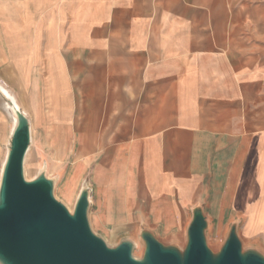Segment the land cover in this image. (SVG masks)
<instances>
[{"label": "crops", "instance_id": "obj_1", "mask_svg": "<svg viewBox=\"0 0 264 264\" xmlns=\"http://www.w3.org/2000/svg\"><path fill=\"white\" fill-rule=\"evenodd\" d=\"M0 84L30 148L44 123L70 163L43 162L55 190L76 204L87 188L92 228L117 244L144 229L185 244L197 206L209 229L231 208L247 229L264 203V0H0Z\"/></svg>", "mask_w": 264, "mask_h": 264}, {"label": "water", "instance_id": "obj_2", "mask_svg": "<svg viewBox=\"0 0 264 264\" xmlns=\"http://www.w3.org/2000/svg\"><path fill=\"white\" fill-rule=\"evenodd\" d=\"M0 176V264H264V254L244 249L233 223L221 247L208 244L209 220L201 206L193 209L183 247L142 230L143 254L137 242L115 246L94 231L89 219V190L83 189L71 212L55 195V180L41 170L25 176L31 124L20 108Z\"/></svg>", "mask_w": 264, "mask_h": 264}, {"label": "rangeland", "instance_id": "obj_3", "mask_svg": "<svg viewBox=\"0 0 264 264\" xmlns=\"http://www.w3.org/2000/svg\"><path fill=\"white\" fill-rule=\"evenodd\" d=\"M33 134L34 141L25 161V176L27 179H34L42 169L43 162L47 160L50 161V174L52 175L55 173V166L60 167V169L63 171L69 169L70 163L54 157L55 149L51 147L49 142L47 141L48 134L45 131L44 123L34 124ZM55 195L60 201L66 204L68 208L72 207L71 212L74 211L76 193L73 196H66L62 191L61 186L58 185L55 190ZM211 213L215 217V220L212 223L213 227H211V229H209L207 233L208 244L214 251H217L221 247L227 237L229 227H231V225L236 222L238 223V232L243 242L244 249H256L264 254V203L262 204L261 208H250L248 227L252 223L251 226L253 227L251 228V232L248 231V227L247 229L245 228L246 214L236 213L235 210L231 208L230 217H234V219H231L228 224L227 222H219L218 214L217 212H215V209ZM94 231L97 233L96 229H94ZM131 235L137 242V247L134 250V255L140 258L143 254V244L141 241H139L138 235L136 233H133ZM122 236L123 235L114 230L109 232V234L105 235L103 238L110 246H115ZM169 240V238L163 239L164 242ZM184 245L185 244L182 243L180 246L183 247Z\"/></svg>", "mask_w": 264, "mask_h": 264}, {"label": "bare ground", "instance_id": "obj_4", "mask_svg": "<svg viewBox=\"0 0 264 264\" xmlns=\"http://www.w3.org/2000/svg\"><path fill=\"white\" fill-rule=\"evenodd\" d=\"M0 90H1L2 95H3V102H2L4 105L3 107H4L5 111L10 114V117H11L12 123H13V128H14V126L16 125V123L18 121L17 113H18V109H20V106H19L18 102L16 101L15 97L13 96V94L5 86L0 84ZM26 157H27V155H26ZM25 161H26V159H25ZM45 169H46V167H45ZM261 184H262V190H264V180H262ZM69 210L72 211V207H69ZM250 225H252V223Z\"/></svg>", "mask_w": 264, "mask_h": 264}]
</instances>
